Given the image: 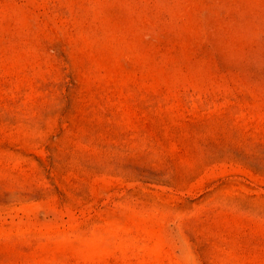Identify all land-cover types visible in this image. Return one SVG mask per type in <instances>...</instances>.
Instances as JSON below:
<instances>
[{"label": "rangeland", "instance_id": "rangeland-1", "mask_svg": "<svg viewBox=\"0 0 264 264\" xmlns=\"http://www.w3.org/2000/svg\"><path fill=\"white\" fill-rule=\"evenodd\" d=\"M0 264H264V0H0Z\"/></svg>", "mask_w": 264, "mask_h": 264}]
</instances>
